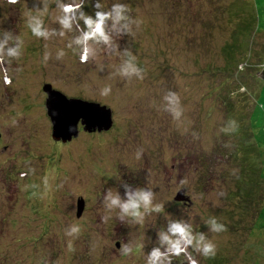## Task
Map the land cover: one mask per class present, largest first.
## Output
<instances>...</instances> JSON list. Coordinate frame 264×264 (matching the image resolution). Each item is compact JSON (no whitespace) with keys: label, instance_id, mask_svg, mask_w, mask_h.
Instances as JSON below:
<instances>
[{"label":"rangeland","instance_id":"rangeland-1","mask_svg":"<svg viewBox=\"0 0 264 264\" xmlns=\"http://www.w3.org/2000/svg\"><path fill=\"white\" fill-rule=\"evenodd\" d=\"M97 2L126 5L128 27L108 24L110 42L88 41L83 59L79 11L94 18ZM61 5L76 10L68 29ZM32 17L46 37L33 35ZM0 43V264H148L155 248L156 264H264V0H0ZM9 48L19 56L8 57ZM130 60L140 71L125 75ZM44 82L110 107V127L79 125L76 136L53 140ZM169 93L179 97V119L168 111ZM251 104L259 162L253 147L246 166L234 130ZM230 121L234 130L222 131ZM257 166V184L243 183ZM235 181L244 205L235 202ZM125 185L150 189L161 210L137 223L108 208L107 193L124 200ZM182 188L189 201L174 198ZM213 217L226 231H210ZM179 221L204 234L215 254L164 244L160 233ZM70 226L79 233L66 235Z\"/></svg>","mask_w":264,"mask_h":264},{"label":"clouds","instance_id":"clouds-1","mask_svg":"<svg viewBox=\"0 0 264 264\" xmlns=\"http://www.w3.org/2000/svg\"><path fill=\"white\" fill-rule=\"evenodd\" d=\"M15 2L16 0H10V3ZM80 7L81 6H77V8ZM94 7L96 9H101V4L97 2ZM61 8L64 11V15L60 18V23L65 29H68L71 27L70 22L76 13V10L71 6L65 5H61ZM127 12V6L121 4H113L111 9L108 11H96L94 18L86 15L83 11H79V18L84 21L85 29L83 30L81 36L77 38L76 43L84 46L83 59H86L92 52V45L88 44V41H92L94 44L101 42L107 44L110 42V36L107 31L109 21L112 22L113 30L119 31L120 28L127 30L128 25L126 23H122L128 19L125 15ZM42 23V20L37 17H32L28 23V27L31 29L33 35L37 37H46L47 33L41 30ZM2 48L3 44L0 43V49ZM7 55L8 57H18L19 52L15 48H9L7 50ZM61 55H63V53H61ZM139 71L140 70L131 60L128 61L122 69V72L125 75L138 73ZM110 91V87L106 86L101 90L100 94L107 96ZM165 100L168 102V111L171 112L173 118L179 119L181 116L179 97L175 93H169L165 96ZM234 127L235 121H230L229 126L221 130L231 131L234 130ZM125 197L126 199L121 200L118 194H115L110 190L105 197L107 207L118 208L122 216H128L137 223L143 222L146 213L150 211L159 212L162 207L159 204L153 207L154 193L150 189L144 190L138 188L133 191L125 185ZM206 223L209 225L210 231L212 232L226 231L225 226L218 223L214 217L210 218ZM79 231L80 229L78 226H70L66 230V235L73 236L78 234ZM160 239L170 248L179 249L181 246H193L197 250L201 251L205 256L215 254V245L209 241L204 234L193 235L191 225L185 224L183 221L170 222L167 231L160 233ZM121 247L124 254L132 252V248L127 244L122 245ZM69 248L71 249V243H69ZM161 256L162 253L159 248L153 249L151 254L148 256V264H156V262L160 260Z\"/></svg>","mask_w":264,"mask_h":264},{"label":"water","instance_id":"water-1","mask_svg":"<svg viewBox=\"0 0 264 264\" xmlns=\"http://www.w3.org/2000/svg\"><path fill=\"white\" fill-rule=\"evenodd\" d=\"M264 79V66L258 73ZM44 108L50 122V136L55 141H67L76 136L79 125L82 130H106L112 123L111 109L104 103L92 99L67 96L49 82L42 83ZM179 189L174 198L187 200ZM84 201L82 197L76 199L75 213L79 215Z\"/></svg>","mask_w":264,"mask_h":264},{"label":"trees","instance_id":"trees-1","mask_svg":"<svg viewBox=\"0 0 264 264\" xmlns=\"http://www.w3.org/2000/svg\"><path fill=\"white\" fill-rule=\"evenodd\" d=\"M84 4H85V2L83 1L79 5L84 6ZM99 11H108V8L105 7V9L102 8V9H99ZM108 24H112V22L109 21ZM246 56H248V54ZM241 60H244V59H241ZM263 81H264V79H263ZM253 102H254V100H253ZM252 104L250 105L247 114H245L244 116L241 117V126H238L237 125L235 127V128H238V129L234 130L236 132L235 135L237 137L236 142L241 141V146H236L235 147V150H238V149L241 150V152L243 153L242 158L246 162L249 160L251 163H254L255 161H253V157H249L248 156V154H249L248 150L249 149H252L254 147L255 149H257L256 162L258 163L259 162V157H258L259 151H258V148H257L258 146H257V144L255 143V141L252 138V135L253 134H252V130H251V110L250 109H251ZM256 105H258L259 107H261V103H256ZM243 119L245 121H242ZM261 131L264 132V123H262V125H261ZM219 137L221 138V135ZM226 138L228 140L230 139V137L228 135H226L224 137L223 141H225ZM203 163H204V165H203ZM203 163H202V166H207V164H208L207 163V159L204 160ZM247 164H248V162L246 163V166H247ZM208 178H210V179H208ZM257 178H258V166L256 167V170L254 171V175L253 176H248V177H246L245 180L243 179L242 181H243V183L245 181L246 182H249V185H251L250 181H252L253 182L252 185L254 186V185L257 184V181H256ZM211 179H212V177L210 175H208L206 181H210ZM249 185H245V187L246 186H249ZM239 188L240 187L237 185V183L235 181V187H234V189H235L234 195L236 197L235 198V202L241 201V203H243V202L246 203V201H247L246 192L244 190V191H241V194H239ZM183 193L187 196V193L185 192V189H183ZM186 201H189V197L188 196H187V200ZM244 203H243V205H244ZM260 212H261L260 206L259 205L258 206H255L254 215L251 216L252 222L249 223L250 225L248 224L249 225L248 226V231H252L253 230L254 223H256V220L255 219L258 217V215L260 214ZM165 250H167V249H165ZM167 260H170L172 262L171 257H168L167 256Z\"/></svg>","mask_w":264,"mask_h":264}]
</instances>
